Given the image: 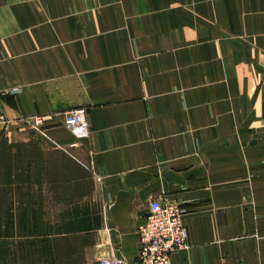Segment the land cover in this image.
<instances>
[{
    "label": "crops",
    "instance_id": "crops-1",
    "mask_svg": "<svg viewBox=\"0 0 264 264\" xmlns=\"http://www.w3.org/2000/svg\"><path fill=\"white\" fill-rule=\"evenodd\" d=\"M0 91L43 224L0 264H137L153 197L185 209L172 264H264V0H0Z\"/></svg>",
    "mask_w": 264,
    "mask_h": 264
},
{
    "label": "built area",
    "instance_id": "built-area-1",
    "mask_svg": "<svg viewBox=\"0 0 264 264\" xmlns=\"http://www.w3.org/2000/svg\"><path fill=\"white\" fill-rule=\"evenodd\" d=\"M4 120L6 115L0 91V121ZM35 122L41 123L42 117L36 116ZM65 124L78 136L87 135L90 132V122L86 108L68 111ZM184 214L185 209L175 199H151L146 220L138 226L137 264H172V253L189 244V230ZM100 264H125V260L116 256L104 257Z\"/></svg>",
    "mask_w": 264,
    "mask_h": 264
},
{
    "label": "trees",
    "instance_id": "trees-1",
    "mask_svg": "<svg viewBox=\"0 0 264 264\" xmlns=\"http://www.w3.org/2000/svg\"><path fill=\"white\" fill-rule=\"evenodd\" d=\"M14 146L6 141L0 144V235L43 228L38 220L42 209L37 205L41 195L32 191L42 181V167H32L39 156L29 149L13 153Z\"/></svg>",
    "mask_w": 264,
    "mask_h": 264
},
{
    "label": "rangeland",
    "instance_id": "rangeland-1",
    "mask_svg": "<svg viewBox=\"0 0 264 264\" xmlns=\"http://www.w3.org/2000/svg\"><path fill=\"white\" fill-rule=\"evenodd\" d=\"M251 175L253 176L254 174H248V176H250L248 179H251ZM258 174H255L254 176L256 177Z\"/></svg>",
    "mask_w": 264,
    "mask_h": 264
}]
</instances>
